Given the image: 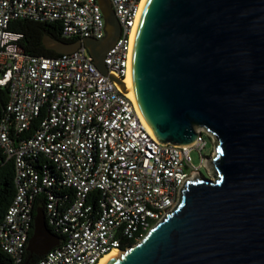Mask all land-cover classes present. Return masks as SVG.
I'll list each match as a JSON object with an SVG mask.
<instances>
[{"label": "built area", "instance_id": "1", "mask_svg": "<svg viewBox=\"0 0 264 264\" xmlns=\"http://www.w3.org/2000/svg\"><path fill=\"white\" fill-rule=\"evenodd\" d=\"M141 1L109 0L120 32L103 62L124 85ZM14 19L57 23L67 39L104 36L96 0H0V149L12 161L14 183L0 247L11 264H21L39 201L58 244L33 264H97L139 241L176 206L185 180L207 168V155L196 167L189 152L203 148V134L210 146L214 138L198 129L187 145L157 142L125 87L103 74L85 47L28 54L23 34L9 28ZM88 197H95V211Z\"/></svg>", "mask_w": 264, "mask_h": 264}, {"label": "water", "instance_id": "2", "mask_svg": "<svg viewBox=\"0 0 264 264\" xmlns=\"http://www.w3.org/2000/svg\"><path fill=\"white\" fill-rule=\"evenodd\" d=\"M96 1L101 39L44 34L42 44L57 54L85 47L96 67L124 88L103 62L120 26L109 0ZM129 82L157 142L182 146L198 129L212 134V177L186 179L176 206L104 264H264V0H144ZM57 244L36 207L24 264Z\"/></svg>", "mask_w": 264, "mask_h": 264}, {"label": "trees", "instance_id": "3", "mask_svg": "<svg viewBox=\"0 0 264 264\" xmlns=\"http://www.w3.org/2000/svg\"><path fill=\"white\" fill-rule=\"evenodd\" d=\"M9 28L23 34V38L21 40V46L24 51L31 55L36 56H57L59 54L55 53L51 49H47L42 44V36L44 34L49 35L50 37L63 41H72L75 39H67L63 38L60 35L59 25L57 23L50 22H39L33 21L29 19H14L10 22ZM5 104V95L2 92L0 96V108ZM34 128V127H32ZM40 162V160H39ZM36 167H39V164H36ZM65 193L71 196V189H65ZM92 194H97V191L91 192ZM14 195V183H13V164L10 159H7L0 149V223L2 221L3 215L6 211L7 206L12 200ZM94 208V211L97 208V202L95 197L87 198ZM36 207H42V202H36L34 205V213ZM32 231L29 233V237L31 236ZM28 256V251L26 250L22 259L21 264H24ZM37 255H34L31 258V263L33 264ZM0 263L1 264H11L10 258L0 247Z\"/></svg>", "mask_w": 264, "mask_h": 264}, {"label": "rangeland", "instance_id": "4", "mask_svg": "<svg viewBox=\"0 0 264 264\" xmlns=\"http://www.w3.org/2000/svg\"><path fill=\"white\" fill-rule=\"evenodd\" d=\"M203 139L205 140V144L203 145V148H201L199 151L196 149H192L189 152L191 163L193 166H198L200 163V155H207V158L210 159L214 154V145L210 146V141L207 135L203 134ZM198 171L203 177H212V175L209 174L207 168L203 165L199 166Z\"/></svg>", "mask_w": 264, "mask_h": 264}, {"label": "bare ground", "instance_id": "5", "mask_svg": "<svg viewBox=\"0 0 264 264\" xmlns=\"http://www.w3.org/2000/svg\"><path fill=\"white\" fill-rule=\"evenodd\" d=\"M143 2H144V0H142L141 3H140V9H141V6H142ZM124 82H125L124 87H125L127 93L129 94V96L132 98L131 89H130V82H129V68H128V74H127V76L125 77ZM120 253H121V251H118V250L113 249V250H111V251L105 253V254L100 258V260L98 261L97 264H104V262H105L109 257H113V256L117 257Z\"/></svg>", "mask_w": 264, "mask_h": 264}, {"label": "crops", "instance_id": "6", "mask_svg": "<svg viewBox=\"0 0 264 264\" xmlns=\"http://www.w3.org/2000/svg\"><path fill=\"white\" fill-rule=\"evenodd\" d=\"M35 214V213H34Z\"/></svg>", "mask_w": 264, "mask_h": 264}]
</instances>
